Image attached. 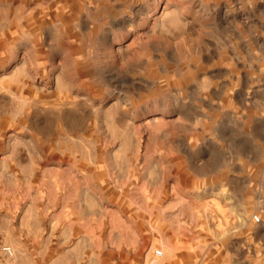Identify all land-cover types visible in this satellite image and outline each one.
<instances>
[{
	"label": "clouds",
	"instance_id": "9594fccd",
	"mask_svg": "<svg viewBox=\"0 0 264 264\" xmlns=\"http://www.w3.org/2000/svg\"><path fill=\"white\" fill-rule=\"evenodd\" d=\"M0 264H264V0H0Z\"/></svg>",
	"mask_w": 264,
	"mask_h": 264
},
{
	"label": "rangeland",
	"instance_id": "374dc122",
	"mask_svg": "<svg viewBox=\"0 0 264 264\" xmlns=\"http://www.w3.org/2000/svg\"><path fill=\"white\" fill-rule=\"evenodd\" d=\"M125 214H127V212H125Z\"/></svg>",
	"mask_w": 264,
	"mask_h": 264
}]
</instances>
